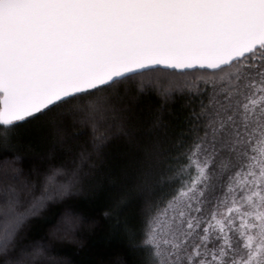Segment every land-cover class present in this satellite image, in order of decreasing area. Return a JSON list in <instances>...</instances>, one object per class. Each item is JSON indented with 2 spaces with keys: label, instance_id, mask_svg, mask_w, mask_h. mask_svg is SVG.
<instances>
[{
  "label": "snow or ice",
  "instance_id": "snow-or-ice-1",
  "mask_svg": "<svg viewBox=\"0 0 264 264\" xmlns=\"http://www.w3.org/2000/svg\"><path fill=\"white\" fill-rule=\"evenodd\" d=\"M177 93L192 103L173 124ZM38 115L58 144L84 140L35 195L8 145ZM115 139L142 193L167 188L133 233L140 264H264V0H0V264H64L19 233ZM81 222L66 207L51 231Z\"/></svg>",
  "mask_w": 264,
  "mask_h": 264
},
{
  "label": "trees",
  "instance_id": "trees-1",
  "mask_svg": "<svg viewBox=\"0 0 264 264\" xmlns=\"http://www.w3.org/2000/svg\"><path fill=\"white\" fill-rule=\"evenodd\" d=\"M145 106L158 108L155 99L143 101ZM192 103L187 95L175 94L163 108L164 118L176 123L183 108ZM45 117L37 116L21 123L15 138L8 145L18 156L21 177L33 181L35 195H39L37 181H42L50 166L73 169L79 163L77 138L71 145L58 144L44 127ZM4 143L0 142V149ZM80 181L71 194L57 195L27 217L18 242L21 245L44 244L52 249L64 264H140L141 253L133 247L139 239L134 235L141 227L146 202L158 199L167 188L156 187L142 193L138 186V171L125 142L115 139L100 155L79 169ZM24 206L32 200V191L21 193ZM66 207L82 218L74 236L51 231L55 220Z\"/></svg>",
  "mask_w": 264,
  "mask_h": 264
}]
</instances>
